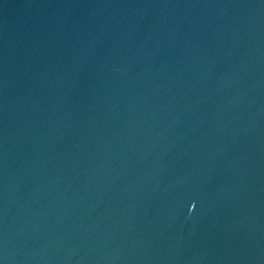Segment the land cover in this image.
Listing matches in <instances>:
<instances>
[{"label":"water","instance_id":"water-1","mask_svg":"<svg viewBox=\"0 0 264 264\" xmlns=\"http://www.w3.org/2000/svg\"><path fill=\"white\" fill-rule=\"evenodd\" d=\"M0 264H264V0H0Z\"/></svg>","mask_w":264,"mask_h":264}]
</instances>
